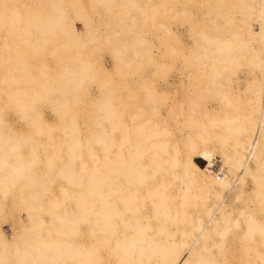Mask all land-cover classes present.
Here are the masks:
<instances>
[{
    "label": "bare ground",
    "instance_id": "1",
    "mask_svg": "<svg viewBox=\"0 0 264 264\" xmlns=\"http://www.w3.org/2000/svg\"><path fill=\"white\" fill-rule=\"evenodd\" d=\"M87 4L0 0V264H264V0Z\"/></svg>",
    "mask_w": 264,
    "mask_h": 264
},
{
    "label": "rangeland",
    "instance_id": "2",
    "mask_svg": "<svg viewBox=\"0 0 264 264\" xmlns=\"http://www.w3.org/2000/svg\"><path fill=\"white\" fill-rule=\"evenodd\" d=\"M87 1L88 0H84V2L87 4ZM88 5V4H87ZM95 16L97 17L98 15L97 14H95ZM99 18V19H98ZM103 18L105 19V17L103 16ZM97 22H96V25H100L99 27H98V33H102L103 32V24L101 23V16H98L97 17ZM99 21V22H98ZM103 22V21H102ZM75 25H76V28H78V30H81L82 29V26H81V24L78 22V21H75ZM172 28H174L173 29V33H176L177 35H179V36H183L184 35V29H181V28H178V27H176V26H172ZM97 33V34H98ZM151 34H149V38L151 39ZM103 49V50H102ZM95 50H97V51H95ZM94 51L95 52H93L92 53V58L96 61V62H98L99 63V66L104 70V71H112L113 70V65H114V61L112 60V57H111V54L109 53V51L106 49V48H101V49H95ZM99 50H101L100 52H99ZM103 53V54H102ZM107 53H109V54H107ZM156 54H157V52H156ZM100 55V56H99ZM98 56V57H97ZM48 57V58H47ZM46 57V59L45 60H47V61H45V62H48V65H56V63H54V62H56V60L54 59V58H51V56H47ZM49 57L51 58V60L49 59ZM97 58H99V59H97ZM157 58H159V56L157 57ZM97 59V60H96ZM101 61V62H100ZM51 62H53V64L51 63ZM239 76H240V81H243L242 79H244L245 78V74H244V72H240L239 73ZM93 85V86H92ZM91 87H90V91H89V94H90V96H86L85 98H84V102H86V103H88L89 101H91V100H94L95 99V97L98 95V92H99V90H98V87H97V85L95 84L94 85V83L93 84H91L90 85ZM172 89H171V93H170V95L171 96H174L175 95V98L172 100V101H166V103H167V110L169 111H172L175 107H174V105L173 104H179V103H181V101H183L184 100V96H183V94L181 93V92H176V90H175V86H173V87H171ZM98 90V91H97ZM95 97H94V96ZM235 97H237V96H235ZM92 98H94V99H92ZM86 99L88 100V102L86 101ZM242 99V102L244 103V97H242L241 98ZM214 104L216 105V102L215 101H212V102H210V106H212V107H214ZM179 106V105H178ZM47 108V107H46ZM85 109L87 108V107H84ZM83 108V109H84ZM87 109H90V107L88 106V108ZM42 110H43V112H44V117L46 118V119H48L51 123H53V122H55L56 121V115H54L53 114V112H52V109H50V108H47V110L45 109V107L44 108H42ZM46 110V111H45ZM49 110H51V112L49 111ZM55 117V118H54ZM52 118H54V119H52ZM9 120H11L10 122H13L14 121V116H10V118H9ZM13 120V121H12ZM159 121H163V119H159ZM15 125V127L17 128V129H19V130H21V128L22 127H26V126H23V124H18V125H16V124H14ZM14 125H13V127H14ZM20 126H22V127H20ZM19 127V128H18ZM23 129V128H22ZM24 130H27L26 128H24L22 131H24ZM55 133L56 132H59L58 130L56 131H54ZM42 141L43 140H46V139H41ZM41 140H40V143H41ZM25 151H27L28 149H27V147H26V149H24ZM194 160H195V162L199 165V166H206V161L205 160H203V159H201V158H197L196 156H194ZM217 165L218 166H221V162L220 161H218L217 162ZM8 217H10V216H8ZM21 218L23 219V220H25L26 219V216L22 213L21 214ZM7 219H10V218H7ZM10 221H8V222H6L7 224H5L4 222L2 223V229H3V231L5 232V234H6V236L7 237H9V238H12L13 237V235H14V231H13V229L11 228V226H10V223H9ZM18 229V228H17Z\"/></svg>",
    "mask_w": 264,
    "mask_h": 264
},
{
    "label": "built area",
    "instance_id": "3",
    "mask_svg": "<svg viewBox=\"0 0 264 264\" xmlns=\"http://www.w3.org/2000/svg\"><path fill=\"white\" fill-rule=\"evenodd\" d=\"M219 168L220 166L217 165V162L215 163V165L213 166L212 170L215 172V173H219Z\"/></svg>",
    "mask_w": 264,
    "mask_h": 264
}]
</instances>
